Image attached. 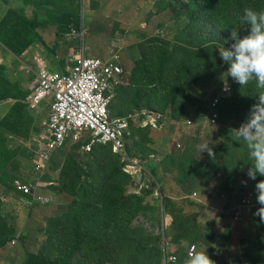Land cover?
Here are the masks:
<instances>
[{
  "label": "rangeland",
  "instance_id": "374dc122",
  "mask_svg": "<svg viewBox=\"0 0 264 264\" xmlns=\"http://www.w3.org/2000/svg\"><path fill=\"white\" fill-rule=\"evenodd\" d=\"M245 8L264 10V0H0V264H29V255L184 264L192 246L216 264H264V221L255 215L264 177L246 175L248 149L230 133L261 90L225 74V92L218 50L234 43L233 29L249 34ZM78 50L122 67L112 118L171 116L157 137L143 131L130 146L136 173L124 174L110 147L88 151V142L44 161L47 176L41 169L46 120L28 105L35 73ZM203 142L215 160L197 150Z\"/></svg>",
  "mask_w": 264,
  "mask_h": 264
},
{
  "label": "built area",
  "instance_id": "2783aa9c",
  "mask_svg": "<svg viewBox=\"0 0 264 264\" xmlns=\"http://www.w3.org/2000/svg\"><path fill=\"white\" fill-rule=\"evenodd\" d=\"M76 34L82 35L80 31H72V35ZM84 52L78 50V56L68 60L59 54L48 68L42 64L35 73L28 105L30 110H40L47 116L44 124L46 131L38 142L41 169L47 171V176L49 169L44 161L49 165L55 154L68 144L88 142V151L93 146L110 147L124 165V174L129 170L136 173L128 166H139L131 157L134 155L130 146L143 131L157 137L166 118L171 116L169 113L161 115L135 111L132 116L112 118L113 93L121 84L123 69L117 62H107ZM217 105L215 100L209 107L217 109ZM20 191L27 195L32 192V187L22 186ZM248 207H252L251 203ZM190 250L197 251V248L192 246L188 252ZM169 262L176 260L169 258Z\"/></svg>",
  "mask_w": 264,
  "mask_h": 264
},
{
  "label": "clouds",
  "instance_id": "9594fccd",
  "mask_svg": "<svg viewBox=\"0 0 264 264\" xmlns=\"http://www.w3.org/2000/svg\"><path fill=\"white\" fill-rule=\"evenodd\" d=\"M243 22L250 25V32L243 38L235 29L231 32V40L234 43L230 48L224 45L218 47L219 56L228 65L227 72L221 77L225 81L224 91H229L227 79L230 77L242 87L250 81H255L258 93L257 102L253 104L245 121L238 129H230L239 139L243 140L248 149L249 158L252 161L246 175L251 180L257 176L264 177V10L245 8ZM225 74L227 79H225ZM211 142H203L197 145L200 153L207 152L209 157L215 160V153L210 147ZM247 184V181H242ZM257 203L260 207L255 215L264 221V180L255 185ZM184 264H216L207 254L206 250H190Z\"/></svg>",
  "mask_w": 264,
  "mask_h": 264
},
{
  "label": "trees",
  "instance_id": "16d2710c",
  "mask_svg": "<svg viewBox=\"0 0 264 264\" xmlns=\"http://www.w3.org/2000/svg\"><path fill=\"white\" fill-rule=\"evenodd\" d=\"M36 37H38V33H35L33 31V29H32V32H31V41H33ZM28 261H29V264H56V263L47 261L45 259H42V258L33 256V255H29Z\"/></svg>",
  "mask_w": 264,
  "mask_h": 264
},
{
  "label": "crops",
  "instance_id": "0c3cea01",
  "mask_svg": "<svg viewBox=\"0 0 264 264\" xmlns=\"http://www.w3.org/2000/svg\"><path fill=\"white\" fill-rule=\"evenodd\" d=\"M37 113H39V114H41L43 117H44V120H46V118H47V116H46V114H43V113H41V111L40 110H38V111H36ZM56 155V154H55ZM55 157V156H54ZM54 160V159H53ZM164 223H165V221H164V219H162V230H164Z\"/></svg>",
  "mask_w": 264,
  "mask_h": 264
}]
</instances>
